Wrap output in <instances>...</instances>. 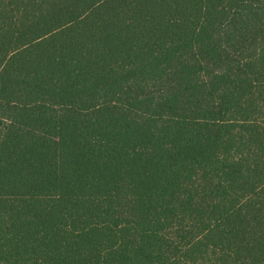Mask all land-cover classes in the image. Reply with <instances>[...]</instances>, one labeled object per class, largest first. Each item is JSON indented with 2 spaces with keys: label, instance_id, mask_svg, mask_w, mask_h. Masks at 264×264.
Here are the masks:
<instances>
[{
  "label": "trees",
  "instance_id": "16d2710c",
  "mask_svg": "<svg viewBox=\"0 0 264 264\" xmlns=\"http://www.w3.org/2000/svg\"><path fill=\"white\" fill-rule=\"evenodd\" d=\"M0 264H264V0H0Z\"/></svg>",
  "mask_w": 264,
  "mask_h": 264
}]
</instances>
